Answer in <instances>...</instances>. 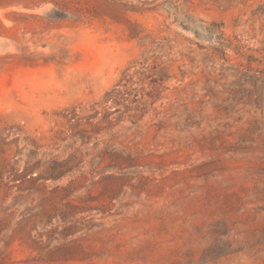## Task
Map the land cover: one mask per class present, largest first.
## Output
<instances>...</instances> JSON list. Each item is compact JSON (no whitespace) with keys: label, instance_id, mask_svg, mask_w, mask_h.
<instances>
[{"label":"rangeland","instance_id":"374dc122","mask_svg":"<svg viewBox=\"0 0 264 264\" xmlns=\"http://www.w3.org/2000/svg\"><path fill=\"white\" fill-rule=\"evenodd\" d=\"M0 264H264V0H0Z\"/></svg>","mask_w":264,"mask_h":264},{"label":"trees","instance_id":"16d2710c","mask_svg":"<svg viewBox=\"0 0 264 264\" xmlns=\"http://www.w3.org/2000/svg\"><path fill=\"white\" fill-rule=\"evenodd\" d=\"M112 93L117 94V95L122 94V92L119 91V90L114 91V92H112ZM112 100H114L113 97H111V94H108V95L106 96V98L104 99V102H102V104H100V106H103V107H102L103 110L107 111V106H108V104H109L110 102H112ZM94 110H95V115L98 116V115L102 114L101 111L96 110V109H94ZM105 113H106V114H105L106 116L111 115V114H109V112H105ZM107 113H108V114H107ZM106 116H105V117H106ZM84 118H85V117L79 115L77 112H74V114L72 115L71 120H73V121L79 123V122L82 121ZM92 118H96V116H93V117L91 116V117L87 118V120L92 119Z\"/></svg>","mask_w":264,"mask_h":264}]
</instances>
